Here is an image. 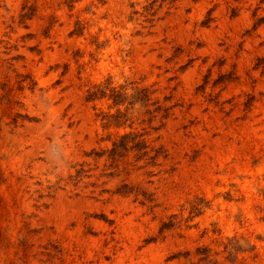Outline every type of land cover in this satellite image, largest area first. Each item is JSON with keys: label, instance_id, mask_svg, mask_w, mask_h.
I'll return each instance as SVG.
<instances>
[{"label": "rangeland", "instance_id": "1", "mask_svg": "<svg viewBox=\"0 0 264 264\" xmlns=\"http://www.w3.org/2000/svg\"><path fill=\"white\" fill-rule=\"evenodd\" d=\"M0 264H264V0H0Z\"/></svg>", "mask_w": 264, "mask_h": 264}]
</instances>
